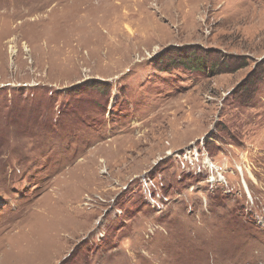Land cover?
I'll list each match as a JSON object with an SVG mask.
<instances>
[{
    "label": "rangeland",
    "instance_id": "rangeland-1",
    "mask_svg": "<svg viewBox=\"0 0 264 264\" xmlns=\"http://www.w3.org/2000/svg\"><path fill=\"white\" fill-rule=\"evenodd\" d=\"M0 264H264V0H0Z\"/></svg>",
    "mask_w": 264,
    "mask_h": 264
},
{
    "label": "trees",
    "instance_id": "trees-1",
    "mask_svg": "<svg viewBox=\"0 0 264 264\" xmlns=\"http://www.w3.org/2000/svg\"><path fill=\"white\" fill-rule=\"evenodd\" d=\"M203 54L202 55L201 54L197 55V53L189 54L185 57V62H189L188 59H192L193 63H195V66H197V68H199V69L203 68L204 69V68H206L205 63L207 62V57H205ZM180 58H182V57H180ZM189 63H191V62H189ZM218 64H220V63L211 62L210 67L217 66Z\"/></svg>",
    "mask_w": 264,
    "mask_h": 264
}]
</instances>
